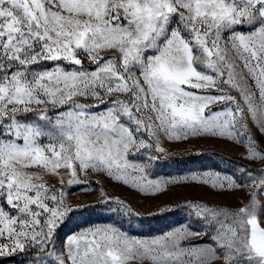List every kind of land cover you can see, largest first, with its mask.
<instances>
[{
    "label": "snow or ice",
    "instance_id": "1",
    "mask_svg": "<svg viewBox=\"0 0 264 264\" xmlns=\"http://www.w3.org/2000/svg\"><path fill=\"white\" fill-rule=\"evenodd\" d=\"M230 50L243 65L239 73ZM106 51L114 55L105 58ZM238 76L255 82L258 98ZM217 81L240 93L247 113ZM209 88L224 94L190 90ZM116 94L125 99H106ZM220 101L232 103L205 114ZM27 113L34 115L24 118ZM247 118L264 131V0H0V257L32 248L49 257L33 264H264V219L256 210L264 173L240 167L247 183L219 173L196 180L219 190L255 187L235 209L187 203L198 230L181 224L139 238L95 225L67 237L61 250L57 229L87 205L73 208L65 190L52 191L20 170L40 166L59 175L63 168L67 184L75 185L91 169L156 195L169 181L145 183L144 169L160 157L141 152L148 164L127 159L133 149L165 152L141 133L151 137L159 129L168 140L211 135L241 144L244 137L247 158L264 162ZM45 137L48 143H41ZM129 169L139 175L130 179ZM117 203L109 211L138 215Z\"/></svg>",
    "mask_w": 264,
    "mask_h": 264
},
{
    "label": "rangeland",
    "instance_id": "2",
    "mask_svg": "<svg viewBox=\"0 0 264 264\" xmlns=\"http://www.w3.org/2000/svg\"><path fill=\"white\" fill-rule=\"evenodd\" d=\"M101 55L107 58L114 55V52L106 51L102 52ZM226 55L229 61L236 62L237 67L235 70L239 73L243 65L237 59L236 53L230 50ZM84 63L88 68L95 67V65L89 64L87 60ZM197 67L206 72L210 71L199 64ZM226 71L227 69H225ZM244 75L247 76V73L245 72ZM237 79L242 86L248 85L251 91L256 92L258 98V90L255 88V82L251 78L241 80L238 76ZM217 83L224 90V93L236 97L240 106L247 113V108L243 100L240 99V93L229 84L220 81H217ZM190 90L200 93L208 92L212 95L224 94L213 88ZM117 96L120 99H125L120 94L106 97V99L112 100L117 98ZM77 102L85 103L86 101L78 100ZM86 103L91 106L95 104V101H87ZM231 103V101L215 103L205 109V114L207 115L210 111L215 112L224 109ZM43 107L41 106V109ZM67 107L69 105L58 108L48 106V111L51 114L52 112L63 111ZM92 110L96 111L94 107ZM33 115V113H27L24 118H31ZM143 118L147 121L148 114L145 113ZM246 123L248 133L255 142V146L260 152L264 153V131L253 123L250 118L246 119ZM132 127H135V125H132ZM155 131L156 134L151 137L146 133H141L140 135L143 136L145 141L152 144L159 143L165 149V152H156L154 148L139 149L138 151L133 149L127 159L133 164H148L147 155L141 156V152L145 154L151 152L153 155L160 157L159 160L152 161L150 167H145L144 169L145 183L147 180H159L162 183L169 181L164 185L165 190L156 195H145L136 188L111 179L104 172H96L91 169L88 170L86 175H81L80 184L68 185L67 180L69 177L63 168L58 169L59 175H53L40 166L20 168L21 171L31 174L33 182L37 184H44L52 191L65 190L67 194L64 197V201L73 208L77 205H87L86 208L70 212L65 223L57 229V245L61 250H63L67 237L79 232L82 228L110 224L122 228L131 236L148 238L161 235L166 230H171L181 224H188L189 227L198 230L200 224L198 218L194 215L195 210L185 206L189 202L222 209H235L240 206L241 201L248 202L249 193L255 190L252 185L235 190H219L213 189L210 183L196 182L200 178L216 179V174L219 173L221 179L226 174L241 183H247L249 177L239 171L240 167L252 171L257 176L264 173V162L259 159L250 160L247 158L249 150L245 146L247 140L244 137H241L244 140V144L211 135L189 136L188 139L175 141L168 140L159 129ZM41 143H48L47 138H42ZM132 153H135V155ZM128 171L131 173L130 179L139 175L132 169ZM60 175L64 177L63 184L60 183ZM84 188H89V190H82ZM118 201L138 215L128 216L122 212L109 211V209L119 207ZM257 202L258 218L264 219V196L257 195ZM6 210L11 211L7 207ZM206 239V236L193 237L185 243H197ZM2 242L8 243L9 241L4 239ZM38 257L49 258L35 249L28 248L23 253L18 252L12 256L0 257V264H33V261L37 260ZM128 264H138V261H129Z\"/></svg>",
    "mask_w": 264,
    "mask_h": 264
}]
</instances>
